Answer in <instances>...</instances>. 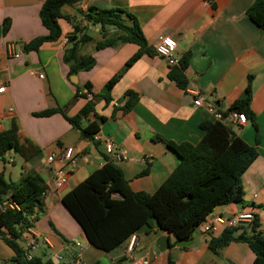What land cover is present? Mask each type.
Listing matches in <instances>:
<instances>
[{"label": "crops", "instance_id": "crops-1", "mask_svg": "<svg viewBox=\"0 0 264 264\" xmlns=\"http://www.w3.org/2000/svg\"><path fill=\"white\" fill-rule=\"evenodd\" d=\"M44 1L0 0V86L6 85L5 91L0 92V134L11 135L20 144L32 141L43 153L40 159L27 161L14 150L8 151V161L0 165V172L7 180L19 181L23 173L35 169L47 184L44 209L29 229L40 240L35 256L56 264H75L78 257L83 264H140L142 260L148 264H168L170 257L176 264H254L255 254L247 242L232 241L218 253L209 249L210 239L226 228L223 224L210 232L198 227L190 246L177 245L176 237L169 234L171 245L164 251L159 250L157 240L168 233L156 230L158 226L149 229L146 225L136 232L130 254L126 252L129 240L110 252L95 247L65 208L62 198L110 161L104 144L82 137L60 112L37 115L48 108H61L66 115L74 116L94 94L104 92L115 74L121 73L111 89L110 100L98 99L83 125L97 122L96 134L101 139H112L130 156L129 160L111 161L123 170L131 188L153 193L180 161L170 145L197 144L204 135L201 123L213 120L204 107L194 105L195 95L191 91L203 94L226 113L236 101L245 98L249 89L248 121L242 126L234 125L233 129L248 144L256 146L258 156L242 176L243 201L218 206L212 213L225 218L253 213L263 229L264 29L247 14L254 0H86V13L95 7L120 8L133 14L150 48L160 37L170 36L177 42V58L190 52L186 89L169 78L172 66L156 53H144L127 65L139 49L137 44L97 49L96 42L103 40L101 27L84 20L77 3L62 8L70 20L59 19V40L26 52L25 43L48 34L40 18ZM123 17L128 25L133 24L126 13ZM6 22L8 29L4 30ZM74 22H80L85 27L83 33L93 38L81 45L80 55L93 56L95 64L72 75L64 55L70 44L65 37L73 35ZM15 53L20 56L15 57ZM87 83L91 92L85 97L77 87L87 91ZM128 91L136 93L138 100L125 111ZM69 147L74 149L77 161L64 165L67 181L57 187L55 170L63 165L49 164L46 157ZM13 256L14 251L0 238V264H17L12 261Z\"/></svg>", "mask_w": 264, "mask_h": 264}, {"label": "trees", "instance_id": "trees-1", "mask_svg": "<svg viewBox=\"0 0 264 264\" xmlns=\"http://www.w3.org/2000/svg\"><path fill=\"white\" fill-rule=\"evenodd\" d=\"M78 1L45 0L40 9V18L48 34L33 38L24 44L23 49L30 52L38 50L46 42L59 40L62 37L59 19L70 20L69 16L62 13V8ZM124 13L133 19L132 25L125 22ZM247 14L264 29V0H254ZM83 16L89 24H101L103 40L96 42L97 49L121 43L139 46L127 65L137 61L144 53H155L147 44L133 14L120 8L94 7L83 13ZM73 28L74 33L69 35L70 44L64 55L72 75L89 70L95 64L93 56L80 55L81 45L91 42L93 38L83 33L85 27L80 22H74ZM7 29L6 22L4 30ZM78 34H81L80 37H77ZM189 58L190 52L169 72V78L183 89L189 84L186 76ZM121 76V73L115 74L106 83L104 92L94 94L74 116L66 115L61 108H48L37 115L60 112L82 137L95 141L98 123L83 125V119L94 110L98 99L110 100L111 89ZM86 89L84 91L80 86L77 87L78 93L85 97L91 92L90 83L86 84ZM128 96L125 111L130 110L138 100V95L133 91H128ZM250 96L251 92L247 89L245 98L236 101L230 110L248 114ZM200 127L204 135L197 144L170 145L178 153L180 161L155 192L133 190L123 170L110 160L63 196L65 208L79 222L91 244L110 252L122 246L145 225L149 229L158 226L160 230L173 234L177 240H191L202 221L216 207L243 201L245 192L242 176L258 156L256 146L248 144L233 130L232 125L222 121L207 119ZM11 150L27 161L38 160L43 155L42 149L32 141L20 144L11 135L0 134V160L6 163V154ZM47 189L44 178L35 169L23 173L19 181L7 180L4 173L0 172V203L7 200L13 205L0 208V238L14 251L12 261L17 264H56L51 259L42 260L37 256L26 259L20 243L44 209V193ZM254 216L250 224L225 228L220 235L212 237L209 249L218 253L232 241L247 242L255 254L254 264H264V234L259 229L258 217ZM168 264L176 263L170 257Z\"/></svg>", "mask_w": 264, "mask_h": 264}, {"label": "built area", "instance_id": "built-area-1", "mask_svg": "<svg viewBox=\"0 0 264 264\" xmlns=\"http://www.w3.org/2000/svg\"><path fill=\"white\" fill-rule=\"evenodd\" d=\"M78 6L81 9L82 13H86V0H79L77 2ZM65 41H69V35H66ZM177 42L174 38L170 36H162L160 37L159 41L155 43L153 49L155 53L163 58H165L170 66L177 65L179 63V58L175 55ZM15 57H19L20 54L15 53ZM40 77H44V74H40ZM6 85L0 86V92L5 91ZM192 94H194V105L204 107L207 112L212 116L213 120L222 121L228 125H238L242 126L247 123L248 115L246 112L237 111V110H229L228 112L219 111L214 102L207 99L203 94L199 93L198 91L192 90ZM94 140L97 142H101L104 144L106 153L110 160L114 161H124L129 160L130 156L120 149L116 143L112 139H101L98 134L94 135ZM46 161L49 164L54 162H59L62 167H58L55 170V184L57 187L62 186L67 181V172L65 170L64 165L68 163H75L77 161V155H74V149L72 147L69 148H61L58 152H51L47 155ZM47 191L44 193V197ZM12 206L10 202L7 200L0 203V208L5 209L7 206ZM253 213H241L232 218H225L222 215H217L210 213L207 215L205 220L199 225L205 232L214 231L217 228V225L223 224L226 228H236L243 224H250L254 219ZM30 229V228H29ZM27 232L26 238L21 243L22 247L25 250L26 259H32L35 256L34 252L40 248V240L39 237L32 232ZM262 233L264 234V228H259ZM136 234H133L130 239L129 243L126 247V252L130 254L135 247L136 242ZM73 243L80 247V242L73 241ZM61 259V256H57ZM75 264H83L82 260L78 257L75 261ZM140 264H148L147 260H142Z\"/></svg>", "mask_w": 264, "mask_h": 264}, {"label": "water", "instance_id": "water-1", "mask_svg": "<svg viewBox=\"0 0 264 264\" xmlns=\"http://www.w3.org/2000/svg\"><path fill=\"white\" fill-rule=\"evenodd\" d=\"M99 27H101V24L99 25ZM74 81H76V79ZM155 229L157 230L158 227H156ZM192 242H193L192 240H177L176 243L179 246H181V245L190 246L192 244ZM157 244L159 246L160 251H164V250L168 249L171 245L169 234H165V235L160 236L159 239L157 240Z\"/></svg>", "mask_w": 264, "mask_h": 264}, {"label": "rangeland", "instance_id": "rangeland-1", "mask_svg": "<svg viewBox=\"0 0 264 264\" xmlns=\"http://www.w3.org/2000/svg\"><path fill=\"white\" fill-rule=\"evenodd\" d=\"M232 128H233V127H232ZM233 130L236 131L235 129H233ZM14 153H15V152H14ZM12 159H13V158L11 157L10 161H12ZM3 163H4V162H1V160H0V165L3 166ZM123 245H124V244H123ZM123 245H122V246H123ZM122 246H121V248H122ZM104 262H105V261H104Z\"/></svg>", "mask_w": 264, "mask_h": 264}]
</instances>
